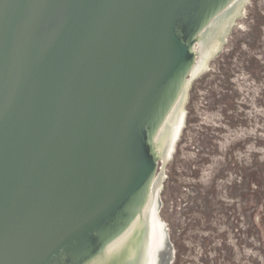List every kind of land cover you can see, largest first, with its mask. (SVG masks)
I'll use <instances>...</instances> for the list:
<instances>
[{
    "label": "water",
    "instance_id": "obj_1",
    "mask_svg": "<svg viewBox=\"0 0 264 264\" xmlns=\"http://www.w3.org/2000/svg\"><path fill=\"white\" fill-rule=\"evenodd\" d=\"M247 2L0 0V264H158L160 162Z\"/></svg>",
    "mask_w": 264,
    "mask_h": 264
},
{
    "label": "rangeland",
    "instance_id": "obj_2",
    "mask_svg": "<svg viewBox=\"0 0 264 264\" xmlns=\"http://www.w3.org/2000/svg\"><path fill=\"white\" fill-rule=\"evenodd\" d=\"M185 111L158 169L157 263L264 264V0L243 6Z\"/></svg>",
    "mask_w": 264,
    "mask_h": 264
},
{
    "label": "bare ground",
    "instance_id": "obj_3",
    "mask_svg": "<svg viewBox=\"0 0 264 264\" xmlns=\"http://www.w3.org/2000/svg\"><path fill=\"white\" fill-rule=\"evenodd\" d=\"M242 5L243 4H241L240 6L242 7ZM241 12V11H240ZM217 42V45H218V47L221 45V42H220V40L219 41H216ZM197 48H199V47H197ZM201 50H202V52H201V56L200 57H198V62H197V65H199L200 66V68H199V70H197V71H194V73H200L202 70H204L205 69V67H206V65H207V62L210 60V58H212V56L210 55V53H211V49L210 50H208V49H206V47H203V48H201ZM207 58V59H206ZM205 60H206V62H205ZM196 65V66H197ZM195 69H196V67H195ZM182 114H184L183 112H182V110H181V115ZM180 115V119H181V116ZM174 150V149H173ZM173 152V151H172ZM172 154V153H171ZM171 154H169V155H167L166 156V159L167 158H169L170 157V155ZM165 159V160H166ZM158 178V177H157ZM158 183V182H157ZM157 187V186H156ZM155 206H156V202H155ZM149 264H152L151 262L149 263Z\"/></svg>",
    "mask_w": 264,
    "mask_h": 264
},
{
    "label": "flooded vegetation",
    "instance_id": "obj_4",
    "mask_svg": "<svg viewBox=\"0 0 264 264\" xmlns=\"http://www.w3.org/2000/svg\"><path fill=\"white\" fill-rule=\"evenodd\" d=\"M261 192H262L261 189L258 190L257 192H256V191L254 192V194H253V196H254L253 199H254V200H253V201H256V197H259V198H260V196L262 195ZM259 207H261V205H260ZM261 231H262L261 235H263V230L261 229ZM263 239H264V237H263Z\"/></svg>",
    "mask_w": 264,
    "mask_h": 264
}]
</instances>
